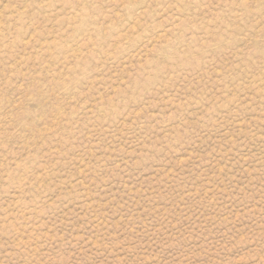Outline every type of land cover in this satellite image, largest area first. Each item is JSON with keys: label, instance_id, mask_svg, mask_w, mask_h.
Masks as SVG:
<instances>
[{"label": "rangeland", "instance_id": "obj_1", "mask_svg": "<svg viewBox=\"0 0 264 264\" xmlns=\"http://www.w3.org/2000/svg\"><path fill=\"white\" fill-rule=\"evenodd\" d=\"M0 264H264V0H0Z\"/></svg>", "mask_w": 264, "mask_h": 264}]
</instances>
